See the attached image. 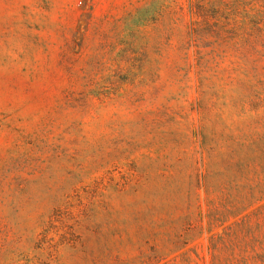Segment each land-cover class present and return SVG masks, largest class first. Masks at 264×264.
Instances as JSON below:
<instances>
[{"label":"rangeland","instance_id":"obj_1","mask_svg":"<svg viewBox=\"0 0 264 264\" xmlns=\"http://www.w3.org/2000/svg\"><path fill=\"white\" fill-rule=\"evenodd\" d=\"M0 264H264V0H0Z\"/></svg>","mask_w":264,"mask_h":264},{"label":"trees","instance_id":"obj_2","mask_svg":"<svg viewBox=\"0 0 264 264\" xmlns=\"http://www.w3.org/2000/svg\"><path fill=\"white\" fill-rule=\"evenodd\" d=\"M257 12H244L239 23L231 21L233 33L241 38L248 46H254L258 41L259 18Z\"/></svg>","mask_w":264,"mask_h":264}]
</instances>
